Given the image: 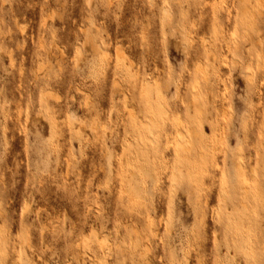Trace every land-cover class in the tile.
Listing matches in <instances>:
<instances>
[{
    "label": "rangeland",
    "instance_id": "obj_1",
    "mask_svg": "<svg viewBox=\"0 0 264 264\" xmlns=\"http://www.w3.org/2000/svg\"><path fill=\"white\" fill-rule=\"evenodd\" d=\"M0 264H264V0H0Z\"/></svg>",
    "mask_w": 264,
    "mask_h": 264
},
{
    "label": "bare ground",
    "instance_id": "obj_2",
    "mask_svg": "<svg viewBox=\"0 0 264 264\" xmlns=\"http://www.w3.org/2000/svg\"><path fill=\"white\" fill-rule=\"evenodd\" d=\"M120 47H121V45H120ZM123 48V47H122ZM120 51H123V50H121L120 49ZM120 53V52H119ZM120 54H123V53H120ZM125 54V53H124ZM126 55V54H125ZM53 94V93H52ZM104 239H106V237L105 238H103L102 237V239H99V243L103 246L104 245V243H105V240Z\"/></svg>",
    "mask_w": 264,
    "mask_h": 264
},
{
    "label": "snow or ice",
    "instance_id": "obj_3",
    "mask_svg": "<svg viewBox=\"0 0 264 264\" xmlns=\"http://www.w3.org/2000/svg\"><path fill=\"white\" fill-rule=\"evenodd\" d=\"M249 71H251V69H249Z\"/></svg>",
    "mask_w": 264,
    "mask_h": 264
}]
</instances>
